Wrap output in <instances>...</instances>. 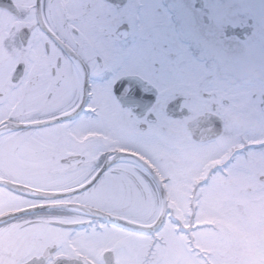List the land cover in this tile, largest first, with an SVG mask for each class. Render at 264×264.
Returning <instances> with one entry per match:
<instances>
[{"label": "flooded vegetation", "instance_id": "obj_1", "mask_svg": "<svg viewBox=\"0 0 264 264\" xmlns=\"http://www.w3.org/2000/svg\"><path fill=\"white\" fill-rule=\"evenodd\" d=\"M6 134L0 264H145L166 229L187 264H264V0H0Z\"/></svg>", "mask_w": 264, "mask_h": 264}, {"label": "rangeland", "instance_id": "obj_2", "mask_svg": "<svg viewBox=\"0 0 264 264\" xmlns=\"http://www.w3.org/2000/svg\"><path fill=\"white\" fill-rule=\"evenodd\" d=\"M246 73H252L253 74L250 66H247V67L245 66L244 74L246 75ZM243 83H244V85L242 87L243 101L248 102L250 100V95L257 88V83H258V85L263 84V81L259 80L256 84H253V81L250 78H248V80L244 81ZM11 137H12L11 134H6L0 140V148H2L3 150L5 149V151H6L5 153H8V154L11 153V148H10V146H7L6 144L9 143L8 141L11 139ZM242 182H243V180H242ZM188 193L186 191L181 192L178 190L177 187L175 188L173 185L170 184L168 201H170V203L173 204L176 208H179L178 212L183 213L184 214L183 217H186L187 215L189 216V214H190V207L188 209H185V206L182 205V204H184V202H185L184 199H186ZM221 198H222V194H220L219 196L214 195V196L208 197L207 199L201 200V205L199 207V210H197L198 211L197 212V220H202L203 218H206V217H220L221 216L220 210H222V208H223V203H222L223 199H221ZM242 200H243V202H247V200L245 198ZM185 204H186V202H185ZM246 207L247 208L250 207L249 204H247ZM248 209H250V208H248ZM156 210H157L156 208L153 209V215H156V214H154L156 212ZM133 215L138 217L137 214H132L131 216H133ZM154 218H155V216L153 218L151 217L150 219L148 218L147 221L152 222ZM227 219H228V217L226 218L225 222L228 224ZM225 227H229V226L225 225ZM248 230H249L248 225L243 222V224L240 227L239 233L242 236L243 241L247 242L248 244H251V241L248 237ZM163 233L166 234L167 241L165 243H167V245L163 246V247L162 246L157 247L156 253H153V256H151V258H149V260H148L149 263H145V264H157L158 259H163V257L165 256L164 252H166V251H169V252H168L167 259L165 262H163V264H172V263H174L175 258H176V260L178 259L177 262H179V264H187L185 257L181 253V249H183L182 247L183 246L185 247V242H183L185 239L174 237L171 229H166L165 232H163ZM201 234H202V237H201ZM222 236H225V238L220 239V238H222ZM197 237H198V240H199L201 246L205 243L206 246L209 247L210 249L214 250V248H215V249H218L219 251L226 250L227 248H229L228 247V240H226L228 238V235H224L223 230L218 232L216 235H213V234L211 235V233L208 231H201V233L197 234ZM147 242H148V239H147ZM131 249H132V247H131ZM141 261H143V256L141 258Z\"/></svg>", "mask_w": 264, "mask_h": 264}, {"label": "water", "instance_id": "obj_3", "mask_svg": "<svg viewBox=\"0 0 264 264\" xmlns=\"http://www.w3.org/2000/svg\"><path fill=\"white\" fill-rule=\"evenodd\" d=\"M38 125H40V124H38ZM31 125H29V124H24V125H21V126H17V127H21V128H28V127H30ZM15 127V126H14ZM0 185H5L6 187L7 186H10V187H16L17 185H14V184H12V183H10V182H7V180L6 181H0ZM87 188V186L86 187H84V188H82V189H80L79 191H77L76 193H80V192H82L83 190H85ZM71 194H75V193H71ZM110 219H109V221L110 222H112V223H114V224H117V225H119V226H122V227H124V228H127V229H129V230H131V231H134V232H138V233H143V234H150V233H152V232H155L156 230H157V228H158V225H156V226H153V227H149V226H142V225H136V224H130L129 222H126V221H123V220H119V219H117V218H112V217H109ZM159 224V223H158Z\"/></svg>", "mask_w": 264, "mask_h": 264}]
</instances>
